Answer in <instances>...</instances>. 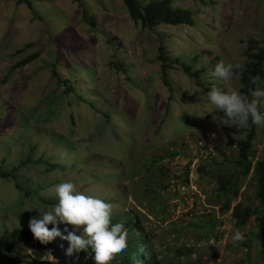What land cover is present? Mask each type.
Segmentation results:
<instances>
[{
  "label": "rangeland",
  "instance_id": "obj_1",
  "mask_svg": "<svg viewBox=\"0 0 264 264\" xmlns=\"http://www.w3.org/2000/svg\"><path fill=\"white\" fill-rule=\"evenodd\" d=\"M174 5L191 9L193 23L143 30L123 0H0V170L14 171L0 177V238L29 230L36 209L57 203L55 186L70 181L111 203L113 218L135 215L163 264L264 263L261 242L249 244L254 217L234 245L232 209L223 211L226 202L256 205L250 174L239 178L236 196L217 192L221 175L236 177L245 132L228 131L207 100L213 88L241 93L239 75L212 73L221 62L242 67L246 42L264 39V0ZM54 63L72 92L51 75ZM255 129L254 160L264 125ZM58 228L83 234V226ZM47 245L38 256L18 236L9 250L20 264H94L90 249L74 261L64 255L67 241ZM9 250H0V264Z\"/></svg>",
  "mask_w": 264,
  "mask_h": 264
},
{
  "label": "trees",
  "instance_id": "obj_2",
  "mask_svg": "<svg viewBox=\"0 0 264 264\" xmlns=\"http://www.w3.org/2000/svg\"><path fill=\"white\" fill-rule=\"evenodd\" d=\"M127 9L128 15L136 25H139L143 30H153L156 26L161 24L177 25L193 23V11L189 8L179 7L174 5V0H149L143 2L141 0H123ZM31 7V5L28 3ZM82 15L84 23L89 22L88 12L83 9ZM162 47L158 59L164 61L165 57L162 53ZM246 57L245 63L242 67L235 68L234 74L239 75L241 84V94L248 96L250 92L257 87L264 89V39L259 41L256 39H249L246 42L244 51ZM37 54L26 56L18 61L14 67H23L37 58ZM164 64H162V68ZM164 70V68H163ZM51 75L57 80L59 86L65 87V92H72L75 88L74 85H67V80L63 79L61 74L56 69V64L51 66ZM253 78H257L256 83H253ZM82 80V78L80 79ZM220 112V111H218ZM228 131L234 133L245 132V137L237 143V157L234 160L236 167V177L233 175H221L218 179L219 187L217 192L225 196L231 192L233 196L237 195V182L240 177H246L250 174V179L255 182L256 191L254 195V202L256 205H242L237 203L231 208L230 202L224 204L223 211L232 209L231 215L234 218V229L243 228L246 223L254 217L255 235L250 238L249 244L257 239L264 247V147L262 154L259 158L254 160L253 140L256 137L255 125L249 123L247 128L237 129L235 127L226 126ZM14 171L7 172L0 170V177L8 178L13 177ZM45 203V199H42ZM58 202V201H57ZM130 215V216H129ZM127 213L124 218H113V222H122L128 230V247L121 253L114 254L109 264H163L162 260L152 251L149 241L137 221V217ZM130 218H129V217ZM23 236L27 240L36 244L38 256H42L43 249L49 245H42L39 241L35 240L31 232L27 229L13 230L9 236L0 238V250H9V243L11 240ZM144 251L140 252V248ZM5 264H20L18 257L9 250L6 257ZM264 264V263H263Z\"/></svg>",
  "mask_w": 264,
  "mask_h": 264
},
{
  "label": "clouds",
  "instance_id": "obj_3",
  "mask_svg": "<svg viewBox=\"0 0 264 264\" xmlns=\"http://www.w3.org/2000/svg\"><path fill=\"white\" fill-rule=\"evenodd\" d=\"M235 68H239V65L221 62L215 66L212 75L227 81L233 77ZM256 80L257 78H253V83ZM250 96L251 99L234 89L221 91L213 88L207 94V100L223 113L225 125L244 129L250 122L257 126L264 125V112L260 111L264 105V89L257 87L250 92ZM54 191L58 202L48 211L36 209L38 218H31L28 224L33 238L40 244L47 245L59 237L61 241L68 243L64 250L65 257L76 261L81 251L88 252L90 249L94 264H109L114 254L121 253L128 247V230L122 222H113L111 203L79 192L70 181L57 184ZM32 209L35 208L29 211ZM58 224L77 228L83 226V234L77 235L64 228L63 232H67L64 235ZM48 225H52L51 230ZM230 239L235 245L243 241L245 235L239 229H233ZM59 247L64 249L63 244ZM143 251L141 247L140 252Z\"/></svg>",
  "mask_w": 264,
  "mask_h": 264
}]
</instances>
